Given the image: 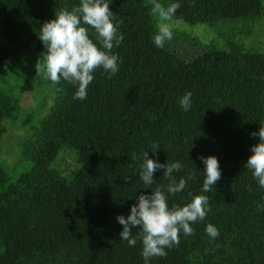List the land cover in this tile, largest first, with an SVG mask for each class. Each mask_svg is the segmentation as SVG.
Masks as SVG:
<instances>
[{
    "label": "trees",
    "instance_id": "16d2710c",
    "mask_svg": "<svg viewBox=\"0 0 264 264\" xmlns=\"http://www.w3.org/2000/svg\"><path fill=\"white\" fill-rule=\"evenodd\" d=\"M179 2L173 19L191 25L264 15V0ZM109 3L124 34L113 49L123 61L119 72L109 79L97 69L84 101L73 98L72 84L46 78L56 93L51 113L23 121L20 147L30 169L16 181L0 171V264H144L142 241L129 247L121 240L117 216L127 217L140 194L169 183L164 170L155 173L152 189L140 179L143 152L153 158L154 143L161 163L183 164L174 173L177 182L193 176L182 193L169 196V206L207 195L211 212L191 225L194 235L181 233L179 245L151 264H264V188L245 167L259 142L251 133L264 125V54L233 43L228 51L204 47L188 59L174 46L183 34L163 49L154 45L151 0ZM79 5L80 0H0V73L46 52L38 38L42 24ZM94 32L89 27L95 41ZM185 41L190 50L191 41ZM17 84L0 88V142L5 122H16L22 110L23 88ZM189 91L192 107L186 112L179 100ZM67 151L76 152L79 164L68 177L58 165ZM201 155L217 156L222 169L209 193L201 192ZM209 223L219 238L207 235ZM139 232L133 229L134 236Z\"/></svg>",
    "mask_w": 264,
    "mask_h": 264
},
{
    "label": "clouds",
    "instance_id": "9594fccd",
    "mask_svg": "<svg viewBox=\"0 0 264 264\" xmlns=\"http://www.w3.org/2000/svg\"><path fill=\"white\" fill-rule=\"evenodd\" d=\"M151 15L157 19L153 43L163 49L167 42L173 39L174 33L169 23L181 7L179 0L165 5L161 0H151ZM95 30V41L90 38L89 27ZM38 38L46 48L43 55L45 75L53 84L59 85L66 81L76 87L74 99L84 101L88 96L89 85L94 81L97 69L102 68L111 79L119 72L123 62L113 49L120 46L124 34L119 31V24L114 20L109 0H80V5L71 11L62 9L56 13L55 19L42 24ZM193 93L187 92L179 100L184 111L191 110ZM259 142L250 148L252 155L245 167L252 171L253 177L264 188V125L258 132L251 133ZM158 143L150 147L154 154L149 156V150L143 152L144 164L140 179L145 189H152L155 173L164 170L163 177L169 183L157 186L151 194H140L136 203L131 206L130 214L117 216V221L123 226L120 239L127 241L129 247H136L138 239L142 241V258L144 264H151L154 257H166L167 249L179 245L181 233L185 236L194 235L191 225L204 221L211 212L210 200L207 195L195 196L184 206L173 203L169 206V196L182 193L188 181L193 179H177L174 173L182 170L180 161L161 163L159 160ZM139 159L138 156L133 157ZM204 165L202 193H209L213 186L222 178L220 160L215 155L199 158ZM131 182V176L124 178ZM249 185V191H251ZM133 229H140L136 236ZM206 233L213 240L219 238L220 231L212 224L206 227Z\"/></svg>",
    "mask_w": 264,
    "mask_h": 264
},
{
    "label": "rangeland",
    "instance_id": "374dc122",
    "mask_svg": "<svg viewBox=\"0 0 264 264\" xmlns=\"http://www.w3.org/2000/svg\"><path fill=\"white\" fill-rule=\"evenodd\" d=\"M169 23L174 37L183 34L174 46L188 59L202 53L204 47L228 51L233 43L244 45L249 52L264 54V15L244 20L220 19L213 24L191 25L176 19ZM185 38L192 43L190 50L189 45L185 44ZM44 53L34 54L22 60L21 64H16L13 69L0 73V88L6 89L16 85V82L23 88V104L19 118L16 122H5L7 134L0 142V171H6L13 181L30 169V163L23 158L20 147L21 137L24 135L23 121H27L29 115H33L37 122L38 119L46 118L56 103L55 91L46 84ZM19 73L22 77L18 76ZM29 132L27 131L25 136H28ZM58 165L65 176L74 174L79 167L76 152L61 153Z\"/></svg>",
    "mask_w": 264,
    "mask_h": 264
}]
</instances>
